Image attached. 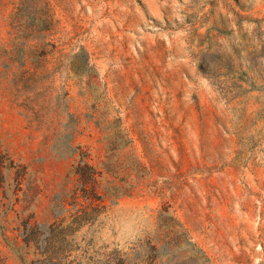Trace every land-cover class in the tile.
Listing matches in <instances>:
<instances>
[{
  "label": "rangeland",
  "instance_id": "rangeland-1",
  "mask_svg": "<svg viewBox=\"0 0 264 264\" xmlns=\"http://www.w3.org/2000/svg\"><path fill=\"white\" fill-rule=\"evenodd\" d=\"M59 261L264 264V0H0V264Z\"/></svg>",
  "mask_w": 264,
  "mask_h": 264
},
{
  "label": "trees",
  "instance_id": "trees-1",
  "mask_svg": "<svg viewBox=\"0 0 264 264\" xmlns=\"http://www.w3.org/2000/svg\"><path fill=\"white\" fill-rule=\"evenodd\" d=\"M72 175L78 178L82 187L81 192H83L84 199L86 200V202H92V200L95 199V196L94 193H92V190H90L89 186L92 185L94 182V175H95L94 170L91 167H89L86 164V162L81 160L73 167ZM64 204L65 203H63L62 200L59 201V206L62 207V211L61 213L54 215V220L48 226V228L51 229L52 232L59 231L57 232L58 234H63L65 235V237H67V234H64L65 233L64 229L68 228V227L66 228L64 227L66 223L65 209H63ZM167 220L169 222H174L172 218H168ZM78 222L79 221H75V223L80 224ZM184 243L186 244V246L191 247V250H196L194 249L195 248L194 245L188 242V240L187 241L185 240ZM197 252H200V250H198ZM146 262L147 261H118V263L116 264H145ZM194 262L195 261H193V264L198 263V261L197 263ZM204 262H208V261H204ZM60 263L61 261H59L58 263H51V264H60ZM72 264H81V263L74 261ZM88 264H106V263L104 261H94V262H89Z\"/></svg>",
  "mask_w": 264,
  "mask_h": 264
}]
</instances>
